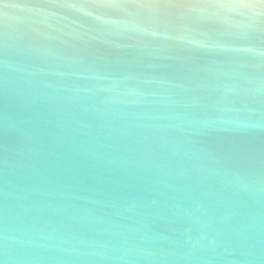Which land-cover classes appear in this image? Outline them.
Wrapping results in <instances>:
<instances>
[{
	"label": "water",
	"instance_id": "obj_1",
	"mask_svg": "<svg viewBox=\"0 0 264 264\" xmlns=\"http://www.w3.org/2000/svg\"><path fill=\"white\" fill-rule=\"evenodd\" d=\"M0 264H264V0H0Z\"/></svg>",
	"mask_w": 264,
	"mask_h": 264
}]
</instances>
